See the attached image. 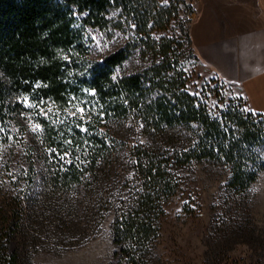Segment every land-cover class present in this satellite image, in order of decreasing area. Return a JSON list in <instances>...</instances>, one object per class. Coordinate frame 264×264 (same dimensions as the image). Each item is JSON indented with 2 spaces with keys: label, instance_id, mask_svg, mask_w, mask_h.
I'll use <instances>...</instances> for the list:
<instances>
[{
  "label": "trees",
  "instance_id": "trees-1",
  "mask_svg": "<svg viewBox=\"0 0 264 264\" xmlns=\"http://www.w3.org/2000/svg\"><path fill=\"white\" fill-rule=\"evenodd\" d=\"M180 2L0 0V264H40L108 210L106 264H152L182 170L225 165L237 194L264 171V117L188 89L190 26L155 35Z\"/></svg>",
  "mask_w": 264,
  "mask_h": 264
},
{
  "label": "rangeland",
  "instance_id": "rangeland-1",
  "mask_svg": "<svg viewBox=\"0 0 264 264\" xmlns=\"http://www.w3.org/2000/svg\"><path fill=\"white\" fill-rule=\"evenodd\" d=\"M193 9L191 0H181L178 17L155 35L177 33L184 40L180 22L185 28L190 26L188 16ZM185 47L192 51L181 57L192 93L207 100L216 113L231 104L253 111L233 85L202 73L193 46ZM181 174L179 190L166 203L152 264H264V171L243 194L228 189L225 165L198 161ZM113 215V210H108L79 235L63 239L59 251L39 246L32 254L35 262L106 264L114 250Z\"/></svg>",
  "mask_w": 264,
  "mask_h": 264
},
{
  "label": "crops",
  "instance_id": "crops-1",
  "mask_svg": "<svg viewBox=\"0 0 264 264\" xmlns=\"http://www.w3.org/2000/svg\"><path fill=\"white\" fill-rule=\"evenodd\" d=\"M202 73L233 85L264 117V0H191Z\"/></svg>",
  "mask_w": 264,
  "mask_h": 264
},
{
  "label": "snow or ice",
  "instance_id": "snow-or-ice-1",
  "mask_svg": "<svg viewBox=\"0 0 264 264\" xmlns=\"http://www.w3.org/2000/svg\"><path fill=\"white\" fill-rule=\"evenodd\" d=\"M49 111H51V109H49ZM77 111L83 113L84 109H77ZM39 128H40V125H38V124L32 126V130L33 131H37V130H39ZM66 155H67V153H65V156ZM61 159L63 160L64 159V156H62ZM68 162H70V161H68Z\"/></svg>",
  "mask_w": 264,
  "mask_h": 264
}]
</instances>
